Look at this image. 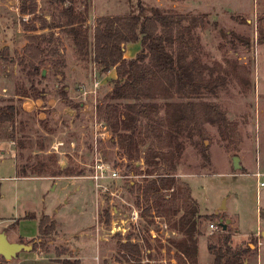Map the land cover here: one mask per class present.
Wrapping results in <instances>:
<instances>
[{
  "label": "rangeland",
  "instance_id": "rangeland-1",
  "mask_svg": "<svg viewBox=\"0 0 264 264\" xmlns=\"http://www.w3.org/2000/svg\"><path fill=\"white\" fill-rule=\"evenodd\" d=\"M36 1L37 12L25 15L22 0H0V104H14L18 111L13 129L7 131V141L11 135L15 141L10 145L0 140V233L17 229L25 238L37 237L44 216L56 230L38 241L35 251H21L13 264H130L120 249L127 242L139 245L142 264H177L170 241L181 239L173 228L180 215L159 217L153 201L140 190L166 172L170 162L151 175L144 160L148 146L141 147L140 160L129 161L109 126L110 138L100 137L97 125L106 123L100 110L111 103L107 98L116 69L102 73L96 64L82 61L65 29L56 27L60 10L69 3L59 7L53 0ZM77 2V11L84 12ZM141 5L203 17V27L195 31L200 39L194 52L226 78V87L216 95L187 99L217 104L226 123L194 127L173 160L179 183L189 187L198 208V264H213L209 246L218 247L224 235L231 236L234 249L251 246L243 257L249 264H264V187L258 188L256 177L258 170L264 173V0H90L84 26L90 41L99 18L135 15ZM124 49L126 59L143 50L141 43ZM202 143L209 161L202 156ZM3 152H10L19 166L49 160L57 175L68 167L81 174L17 178L13 161ZM234 157L240 158L238 170ZM100 158L120 176L104 180L109 189L105 194L96 192L92 180ZM164 194L169 199L171 192Z\"/></svg>",
  "mask_w": 264,
  "mask_h": 264
},
{
  "label": "trees",
  "instance_id": "trees-1",
  "mask_svg": "<svg viewBox=\"0 0 264 264\" xmlns=\"http://www.w3.org/2000/svg\"><path fill=\"white\" fill-rule=\"evenodd\" d=\"M53 1L59 7L70 4L60 10L61 22L56 27L65 29L79 58L96 64L102 73L116 69L117 78L107 98L111 103L100 111L112 129L114 141L123 155L129 161L140 160L141 147L148 146L144 160L152 168L148 172L151 175L160 172L165 161L170 162L166 172L147 180L140 190L148 201H153V208L159 217L173 218L180 215L173 228L181 234V239L170 241L177 264H198L199 237L202 235L197 218L198 208L192 200L189 187L179 183L173 160L184 147V137H190L194 127L203 122L211 125L226 123V116L217 104H194L187 101L202 93L216 95L226 87L225 76L216 74L215 67L203 64L194 52V47L197 46L194 42L200 39L195 31L203 27V17L141 5L140 12L135 15L99 18L92 43L89 29L84 27L89 19L90 0H80L84 12L77 11V0ZM37 10L36 0H22L23 14H34ZM129 43L142 45L143 50L136 58H125L124 45ZM157 98L168 101L164 104L152 102ZM173 99L176 100L171 101ZM17 117L14 104L0 105V139L3 127L7 124L14 126ZM10 139L15 141L14 135ZM164 150L170 151V154H165ZM201 153L209 161L204 143ZM52 167L49 160H43L33 167L20 165L18 172L21 177L81 174L68 167L60 168L57 175ZM165 192H171L169 199H166ZM151 210L152 207L147 208L146 212L150 213ZM55 230V223L44 216L40 220L39 237L31 241L33 250L38 247V241L41 242ZM231 243V236L224 235L220 238L218 247L209 246V251L214 256L213 264H245L243 257L251 246L245 250L234 249ZM120 249L126 259L124 261L142 264L138 244L120 243ZM60 262L80 264L79 260ZM0 264L9 262L3 258Z\"/></svg>",
  "mask_w": 264,
  "mask_h": 264
},
{
  "label": "built area",
  "instance_id": "built-area-1",
  "mask_svg": "<svg viewBox=\"0 0 264 264\" xmlns=\"http://www.w3.org/2000/svg\"><path fill=\"white\" fill-rule=\"evenodd\" d=\"M98 85H96L97 87ZM100 127V137L102 139H106V138H110V129L108 128V125L104 122L99 123V125H97V130ZM95 172L94 175L92 176V180H93V184H94V189L96 190V192L99 194H105L109 192V189L107 188V186L105 185L104 180L105 179H113L116 180L118 179L119 173L118 170L116 169H111L109 170L105 164V162L100 158V159H96L95 162V166H94ZM108 169V170H107ZM256 177L258 179V188H263L264 187V173H261L259 170L256 172ZM114 195V193H111ZM139 219V213L138 211H135L133 213L132 216V221H134L135 223L138 221ZM211 228L215 229V225L211 224Z\"/></svg>",
  "mask_w": 264,
  "mask_h": 264
},
{
  "label": "water",
  "instance_id": "water-1",
  "mask_svg": "<svg viewBox=\"0 0 264 264\" xmlns=\"http://www.w3.org/2000/svg\"><path fill=\"white\" fill-rule=\"evenodd\" d=\"M45 75V72L43 73ZM233 166L236 170L241 168L240 158L234 157ZM224 208V207H223ZM220 226L223 230L227 229V226L223 224L222 220ZM21 251H33V245L25 243H12L9 241L7 234L5 232L0 233V255L7 261L10 262L17 258Z\"/></svg>",
  "mask_w": 264,
  "mask_h": 264
},
{
  "label": "crops",
  "instance_id": "crops-1",
  "mask_svg": "<svg viewBox=\"0 0 264 264\" xmlns=\"http://www.w3.org/2000/svg\"><path fill=\"white\" fill-rule=\"evenodd\" d=\"M6 47H9V44H6ZM1 57V56H0ZM2 58V57H1ZM0 105H5V104H0ZM16 106V105H15ZM18 112V111H17ZM10 128H12L13 129V125L11 126V125H9V124H7V125H5L4 127H3V129H2V137H1V139L0 140H4V141H6V142H8L10 145L12 144L11 142H13L11 139H9L10 141H7V131H9L10 130ZM11 152V151H10ZM10 152H7V153H5V152H3L2 154H3V156H8L9 154H10ZM9 157V156H8ZM12 161H13V165H14V168H15V170H16V173H17V178H41V179H52L53 177H48L47 175H41V176H37V175H34V176H29V177H21L20 175H19V165L17 164V162H16V160L13 158V157H9ZM46 215H48V214H46ZM43 217H41L40 218V220L42 219ZM10 221V220H9ZM53 221V220H52ZM263 236H264V233H263ZM7 237H8V239H9V241L10 242H12V243H23L22 241H27V240H34V239H37L38 237H39V235L37 236V237H32V238H25V237H23V236H21V235H19V234H17V229H16V231H12V232H8L7 233ZM26 244V243H25ZM17 258H18V256H17ZM17 258H15V259H13L12 261H10L9 262V264H13L14 263V261L17 259ZM52 261H55V262H59V263H61L59 260H52ZM79 261H81V260H79ZM80 264H82V261H81V263ZM245 264H249V262H248V260H246L245 261Z\"/></svg>",
  "mask_w": 264,
  "mask_h": 264
}]
</instances>
